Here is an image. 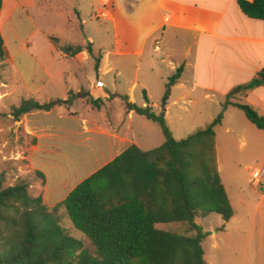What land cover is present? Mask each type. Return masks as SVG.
Here are the masks:
<instances>
[{"label":"crops","instance_id":"1","mask_svg":"<svg viewBox=\"0 0 264 264\" xmlns=\"http://www.w3.org/2000/svg\"><path fill=\"white\" fill-rule=\"evenodd\" d=\"M93 18L98 21V33L90 31ZM24 29L29 31L23 32ZM0 33L5 46L14 35L17 44L23 46L20 52L37 62L45 60L47 54L41 55L35 45L39 39L49 43V53L56 54V60L76 65L69 69L47 68L38 62L41 68L16 70L10 75L20 102L64 101L49 110H32L14 120L24 138L33 142L26 158L31 170L43 175L41 194L50 207L128 146H138L132 132L136 113L126 110L118 96L109 97L122 94L117 80L104 79L108 69L100 68L110 55L142 57L151 47L161 62L169 59L170 70L180 65L182 72L187 68L194 71V82L180 80L181 72L173 85L186 82L192 91L198 88L205 97L211 92L227 97L264 69V21L246 16L237 0H1ZM105 33L113 40V50L96 55L100 56V63L92 72L83 66L95 56V43L107 48L102 41ZM184 33L189 36L185 42ZM167 35L172 39V47L164 43ZM88 43L91 53L85 48ZM65 45L83 48L67 56L61 50ZM6 56L7 53L4 60ZM11 87L12 84H5V91ZM234 95L230 101L257 107L264 113V86ZM87 96L104 102L95 107ZM128 101H134L131 94ZM230 107L236 106L227 105L225 112ZM236 134L244 138L243 133ZM263 170L264 165L262 170L254 166L251 174L257 180Z\"/></svg>","mask_w":264,"mask_h":264},{"label":"trees","instance_id":"2","mask_svg":"<svg viewBox=\"0 0 264 264\" xmlns=\"http://www.w3.org/2000/svg\"><path fill=\"white\" fill-rule=\"evenodd\" d=\"M237 3L246 16L264 21V0ZM82 48L65 45L61 50L73 56ZM85 48L91 53L89 43ZM4 59L0 33V62ZM94 59L97 70L100 56ZM181 72L179 66L168 77L166 94ZM261 85L264 69L234 88L223 109L238 107L264 132L263 115L248 104L229 99L235 92ZM113 96L124 102L126 110L157 123L164 142L146 151L135 144L128 146L51 207L41 194H30L25 180L3 186L0 175V264H207L202 243L208 232L196 219L217 213L228 221L234 214L215 159V126L221 122L223 110L204 127L175 139L163 111H154L148 102L138 106L129 102L127 95H109ZM87 101L95 107L104 102L91 96ZM58 103L64 101L22 100L11 115L17 120L24 113L49 110ZM35 174L43 179L41 172ZM62 212L89 240L88 245L61 224ZM158 224L172 227L159 228Z\"/></svg>","mask_w":264,"mask_h":264},{"label":"rangeland","instance_id":"3","mask_svg":"<svg viewBox=\"0 0 264 264\" xmlns=\"http://www.w3.org/2000/svg\"><path fill=\"white\" fill-rule=\"evenodd\" d=\"M96 22L98 21L93 18L90 23V26L94 27L90 28L93 33L99 32ZM16 31L19 34L21 29ZM182 38L183 42L189 40L187 33H184ZM171 40L167 35L164 43L172 47ZM36 41L38 43L35 45L39 46L41 55L47 53L45 60L38 61L44 67H76L68 60H56L57 55L54 53L50 55V45L46 41ZM102 41L107 48H101L103 44L95 43V56L101 51L113 50V40L109 33L104 34ZM17 42L14 35L11 40H7L6 46L4 45L6 60L0 62V175L4 178L3 186L25 180L29 184L30 194L36 196L41 194V177L31 170L26 158L28 148L33 142L24 138L11 115L12 108L17 106L20 100L16 84L10 82V75L16 70L38 69L41 65L24 52H20L23 46ZM95 56L87 60L83 67L95 71ZM174 67V70H170L169 59L166 58L165 63L161 62L160 57L153 54L151 47L142 57L112 54L106 63L103 61L100 66L102 70L108 69L104 75L106 81L117 80L122 95L131 94L134 97L133 102L138 106H145L148 102L154 111L165 112L167 125L175 139L185 138L196 129L204 127L223 110L222 123L215 127V159L234 214L228 221H224L217 213L196 219L203 230L208 232L202 243L204 258L207 264H264V170L257 180L251 174L254 166L263 169L264 132L257 129L238 107H230L225 112L223 106L227 97L212 92L205 97L198 88L192 91L188 83L194 82L196 75L191 68L183 70L180 77V80L188 83L184 82L182 86L179 83L172 85L166 94L168 77L178 68ZM5 84H12L8 89L12 93L5 91ZM235 95L238 97L239 94ZM216 100L220 102L217 103ZM254 110L259 115H264L261 109L254 107ZM132 128L137 145L141 149L150 150L164 142L160 126L142 115L136 113ZM236 133H243L244 138L241 139ZM60 221L71 236L82 239L86 245L89 244V240L72 225L64 212ZM157 226L172 227L168 224Z\"/></svg>","mask_w":264,"mask_h":264},{"label":"built area","instance_id":"4","mask_svg":"<svg viewBox=\"0 0 264 264\" xmlns=\"http://www.w3.org/2000/svg\"><path fill=\"white\" fill-rule=\"evenodd\" d=\"M157 45H158V42H156V46H155V49H156V50L158 49V46H157ZM257 174H258V172L255 171V172H254V175L256 176Z\"/></svg>","mask_w":264,"mask_h":264}]
</instances>
